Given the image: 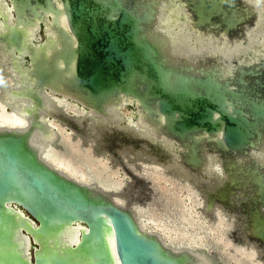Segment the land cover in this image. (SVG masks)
<instances>
[{"label": "water", "instance_id": "1", "mask_svg": "<svg viewBox=\"0 0 264 264\" xmlns=\"http://www.w3.org/2000/svg\"><path fill=\"white\" fill-rule=\"evenodd\" d=\"M238 2L1 0L0 6L10 8L11 22L0 30V57L13 72L11 83H19L9 92L28 102L15 108L24 127L0 126V264H222L210 248L196 250L204 259L195 249L173 250L157 233L142 230L112 192L51 165L49 150L63 146L44 118L51 115L43 99L47 92L100 115L108 114L109 104L126 100L124 108L135 118L156 125L157 134L177 144L163 148L160 139H149L173 167L205 181L196 186L205 209L217 205L234 214L237 225L240 219V230L258 246L264 263V168L259 165L264 161L255 155L264 148V51L242 63L218 55L194 58L183 50L189 46L184 38L175 35L177 23L188 21L240 35L235 5L244 6ZM34 133L41 140L33 141ZM207 154L217 156L219 176L202 171ZM129 176L142 189L135 198L143 197L145 182ZM211 180L218 183L208 189ZM66 229L75 241L65 239Z\"/></svg>", "mask_w": 264, "mask_h": 264}, {"label": "bare ground", "instance_id": "2", "mask_svg": "<svg viewBox=\"0 0 264 264\" xmlns=\"http://www.w3.org/2000/svg\"><path fill=\"white\" fill-rule=\"evenodd\" d=\"M0 2H1V0H0ZM241 2L244 4V6H247L249 8L250 15L252 16V18H250L252 20H250V21L246 20L240 26H238V27L243 28V30L241 32L242 34L240 33V35H237V36H234V35L233 36H226L227 34L225 32H223L222 30H208V29H206L205 25L199 26V27L195 26V25H191L190 22L188 21L189 20L188 19L187 20L188 24H185V22L184 23L179 22V23H177L178 27L175 28V32H176L175 35L184 38V41L187 43V45H189V46H186V45H183V43H180V45H183V50L185 49V52L190 57L194 56V58L200 57L199 55H203V56L218 55L220 58H222V59L227 58L228 60L229 59L232 60L235 57L234 60H238L239 63H242L243 61H247V60H250V61L257 60V58L260 57L264 51V0H241ZM177 8H178L177 10H180L178 6H177ZM0 10L3 11V13H2L3 17H5L6 14H8V11L10 12V8L4 7V5H3V7L0 6ZM239 10H240V8H239ZM241 10L244 11L243 9H241ZM173 12H174L173 13L174 18H178L180 13H178L176 11V9L173 10ZM10 19H11V17H10ZM10 19H8V17H7L4 22L2 21V19H0V27L5 22H11ZM61 26L65 27L64 21H62ZM235 27L238 28L237 26H235ZM183 29H185V31H183ZM36 38H37V36H36ZM194 40H199L200 45L197 47L194 46V45H197V44H195L196 41L194 42ZM252 45L255 46V48H259L257 51L260 53H258V52L254 53V49L252 48ZM248 52H252L253 55L248 56L249 55ZM192 54H194V55H192ZM247 57H250V58H247ZM2 68H3L4 74H3V77L0 75V78H2V80L0 81V106L3 107L4 109L6 108L8 110H5V113H3V112L0 113V126H5V127H14V126L17 127V126H19V128L24 127L26 120L17 114V112L15 111V108H16V106H21L23 104H27L28 101L23 99V98H14V96L12 97L10 95L9 90H16L17 85L19 83L16 82L15 80L13 81V83H11L12 82L11 79H10V82L5 80V77H7V76L9 77V75L13 74V72H10L9 64L6 62L5 58L0 57V72H1ZM51 93L52 92H47L46 94H43V99H44L46 105L48 107H50L51 114L56 115L57 114L56 111H58V112L63 111L62 114H64L65 112L62 108H64L63 106H65V105H62V103H63L64 98L65 99H69V98L62 96V98L63 97L64 98H63V100H60V99L54 98ZM69 100L76 101L75 99L74 100L69 99ZM123 101H126V100L121 99L119 101L120 104H109L107 107H109L111 109H107L108 114H104V115H100V114L94 112V110L91 108H88V113L78 111V115L76 117H73V118L68 117L69 122L71 121V126H66V125H68L67 123H69V122H67V123L65 122L66 123L65 124L64 121H62V122L57 121L56 122L55 119H52L53 122H55V124L52 125V121H49L48 117L53 116V115H46L45 114L44 118H46V120H47L46 124H49V126H52V128L54 130V133H55L54 139L56 137V131H57V133H60L62 131L61 130L59 132L58 129H60V128L64 129L65 127H67L68 130L70 131V133H68L69 135L73 136L74 134H77L76 139L79 142L89 146V148L92 151H93L94 147L100 146L101 153L99 154V156L108 155L109 160L114 162V164L116 166H118V164L115 161L114 156L116 158H118V160L121 159L120 161L122 162V164H123L122 167L124 169H125V167H124V164H125L126 167L128 168V170H130L132 172H136V171L140 172V175L138 174L139 176H143L142 171L145 172L146 168L148 167V169H151V171L152 170L158 171V172L164 174L165 176H169L170 178H175L176 180H178L177 183L179 185H181V183H182V185H185V186L186 185L191 186V187L193 186L196 189H197V187L200 188L201 184L205 183L204 180H200V182H198L197 180L192 178L187 172H185V170L179 171V168L173 167V165H175V164L172 162H168L166 160L168 155L164 153L165 151L163 149L155 150V148L153 147V144L149 141V139L154 138V142L157 141L158 139H160L163 142V145H162L163 148H165L166 146L167 147H169V146L174 147L175 146L174 148H176L177 144H175L173 142V140L167 138L166 136L157 134L160 132H159V129L156 125L149 123L146 120H144L145 122H142L140 119L135 118L133 110L130 109L131 110V114H130L131 116H124L122 113V110L124 109ZM68 108H70V107H68ZM69 110H71V109H69ZM62 114H61V116H63ZM55 117L56 116H54L53 118H55ZM65 119H67V118H65ZM63 135L64 134H62V136ZM65 138H67V137H65ZM38 139L41 140L40 134L34 133L33 141L36 142V141H38ZM57 140H58V135H57ZM45 142H46L45 143V148H46L47 147V141H45ZM114 148H115V150H114ZM112 150H113V152H112ZM49 153L52 154V151L49 150ZM255 155L264 161V148H262V150H258ZM206 157L208 158V165H207V168L204 169L205 171L204 170H202V171L206 175L211 174V177L212 176H219V170L221 171V168H220V164H219L217 156L214 154H207ZM47 158L50 162H52L50 157H47ZM98 158H100V157H98ZM95 160H97V159H95ZM98 162H99V160H98ZM61 165H63V163ZM259 165L262 168H264V162L260 163ZM69 166H71V165H69ZM119 167L120 166H118V168ZM67 170H68V168H67ZM76 171H77V169H76ZM79 172H81V171H79ZM114 173H116V172H114ZM152 174H154V173H152ZM78 175L80 176V173H77V177H78ZM112 177H114V176L112 175ZM83 180H85V179H83ZM86 180H87V178H86ZM100 180H102L104 182H102V183L89 182L88 185L92 187L91 184H94L97 189L102 187V188H104L105 192H107V193L112 192L114 195V200L116 201V203H118L119 205H121L125 208L130 209L134 213L135 219L137 220V222L140 226V223H139L140 211H141L142 207H141V205H139L136 202L137 199H135V197H133L131 199V196L136 194V192L137 193L140 192L139 187L136 186L134 181H127L125 178V180H126L125 182L121 181L122 183L121 182L118 183V181L117 182L111 181V184H110V182L105 177L100 178ZM78 181H79V179H78ZM217 183H218V180H211V182L209 183L208 189L214 187L215 185H217ZM149 189H150V187H149ZM117 192L118 193L121 192L120 193L121 195H118ZM199 199L203 203V207L200 206V210L203 208L204 211L207 212V215L212 217L215 222L219 221L221 218H223V219L225 218V220L229 219V221H230V217L233 218L232 221L235 219L234 214H232V216H230L229 215L230 213L228 214V213H225L224 211L220 210L219 206H217V205H216V209L214 211L213 210H211V211L206 210L205 205H204L205 199H204V196H202V194H201V197L199 196ZM263 213H264V209H263ZM214 221H211V222H214ZM239 221H240V223H238V225L234 224L235 226H233V222H232V226L230 225L231 226L230 228H232V227H234V228L229 230V232L233 233L236 230V232H235L236 236H237V230H238V229H235L236 225L239 227V230L241 229V225H242V222L240 219H239ZM239 224H240V226H239ZM73 230H74L73 231L74 235L77 236V234L79 233L78 227H75ZM142 230H143V228H142ZM144 231L150 232V231H146V230H144ZM73 232L69 233L68 229H66L65 232L63 233V235L68 233L65 236V239L67 238L68 242L75 241L74 237H73ZM240 232L242 233L241 235L243 236V238L238 237V239H239L238 242L241 244L240 247L242 249L246 250V251H244L246 253V255L248 257L253 256L255 259L257 258L259 260H263L260 256L262 254V252L258 249V246L254 242L252 243V241L247 238L244 231L242 232L240 230ZM150 233H152V232H150ZM155 233H157L158 236H160L162 238V236L158 232H155ZM165 243L170 248H172L173 250L187 249V247H188L189 249L190 248L195 249V251H196V250H204V249L210 248L206 245H199L197 247L190 246L185 242H183L184 244H182V245H173V244H170L166 241H165ZM189 249H187V250L190 251ZM196 252H197L198 257H203L201 254H199L201 252H199V251H196ZM204 258L205 257H203V259ZM250 260H251V258H250ZM208 263H210V261Z\"/></svg>", "mask_w": 264, "mask_h": 264}, {"label": "rangeland", "instance_id": "3", "mask_svg": "<svg viewBox=\"0 0 264 264\" xmlns=\"http://www.w3.org/2000/svg\"><path fill=\"white\" fill-rule=\"evenodd\" d=\"M238 1H239L238 3L241 5L242 3L241 0ZM242 5L244 6L243 3ZM236 6L237 5H235L236 13L234 15H235V19L238 18L239 23L236 24V26L238 27L246 20L250 21L251 20L250 18H252V16L250 15V10L247 6H244L242 8L244 9V11H242L241 8L240 10L239 8L237 9ZM245 13L246 16L244 15ZM6 23L9 24V22H5L4 24L1 25L0 30L4 31L3 28L4 26H6ZM237 30H240L242 32L243 28L238 27ZM3 74L4 73L2 69L0 75L3 77ZM10 79L11 78H9L8 76L5 77V80H7L8 82H10ZM68 107L70 106L64 107L66 113L72 112L71 107L70 108ZM5 110L7 109L6 108L4 109L3 107L0 106V113L2 112L5 113ZM122 113L124 116H131L130 115L131 110L129 108L125 107L122 110ZM50 121H52V125L55 124V122H53L52 119H50ZM58 130L59 132L62 130L60 132L61 133L60 140L61 141L65 140V144L62 143L61 141H60L61 143L58 142V144H62L63 147L61 149L52 148L51 149L52 156H50V159L53 160L57 159L56 161L60 160V163L61 164L63 163V165L61 164L58 165L66 173H68L72 177L75 176L74 178L75 179L77 178V180L79 179V181H85V182L87 180L89 182L90 177H87L86 174L87 172L89 173L91 171H92L91 173L99 177H101L105 172V175H107L105 177L108 179L110 184L111 181L112 182L118 181V183H120L121 181L125 182L126 180L134 181L120 167L118 168V166L112 163L109 160L108 156L106 155L97 156V154H92L88 152L89 146H86L87 149H85V147L79 145L80 142L78 140L76 141L71 140L67 135V132H64L65 131L64 129L60 128ZM62 134L64 135L62 136ZM66 167L68 168V170ZM142 172H143V177L146 178V180L145 179H141V180H143L146 186L148 188L150 187L151 190L153 191V194L151 193L152 195H150L153 201L148 204L146 210H143L141 208L140 211V223L142 224V226H144L145 228L151 231H157L166 242L173 245H182L184 244L183 242L187 243L190 246H195V247L199 245H206L210 247V249L214 250V252L217 254L222 264H263L261 260L257 258L255 259L253 256L248 257L244 252L246 250L240 247L241 244L238 242V240L233 238L232 232H229V230L234 228V227L230 228L232 226V222H233V226H235L234 224H237L235 220L232 221L233 219L232 217H230V221L227 218H226L227 220H225V218L224 219L221 218L219 221L215 222L212 217L207 215V212H205L203 208L200 210V206L203 207V203L199 199V196L201 197V194L195 187L193 186L191 187L187 185L185 186L182 185V183L181 185H179L177 183L178 180H176L175 178H170L169 176H165L164 174L158 171L147 170L145 172L144 171ZM77 173H80V176L78 175L77 177ZM135 173L140 175V172L138 171H136ZM111 174L114 177H112ZM126 176L128 178H126ZM85 177L87 178V180ZM146 194L148 193L146 192ZM253 219H255L256 222H259L261 219V215L259 213L257 214V216L254 215ZM238 223H240V221ZM241 234L242 233L238 232L237 230V236L243 238Z\"/></svg>", "mask_w": 264, "mask_h": 264}, {"label": "flooded vegetation", "instance_id": "4", "mask_svg": "<svg viewBox=\"0 0 264 264\" xmlns=\"http://www.w3.org/2000/svg\"><path fill=\"white\" fill-rule=\"evenodd\" d=\"M54 98H57V99H60V100H63V98H62V96H60L59 95V97L58 96H53ZM62 102V101H61ZM62 105H65V106H70L71 107V109H72V112H68V113H66V111L64 110V108H62L63 110H64V114H62L63 113V111H56V115H54V114H51V115H53V116H50V117H48V120L50 121V119H55L56 120V122L57 121H59V122H62V121H64V123L66 122H69V118L70 117H76L77 115H78V111H82V112H86V113H88V108H84V107H82L81 105H79V104H77L75 101H72V100H69V99H65L64 98V100H63V103H62ZM65 106H63V107H65ZM8 110V109H7ZM7 112V111H6ZM9 112V111H8ZM61 114L63 115V116H61ZM54 116H56L55 118H53ZM66 116V117H65ZM64 117V118H63ZM69 117V118H68ZM65 118H67V119H65ZM63 119V120H62ZM54 120V121H55ZM68 120V121H67ZM65 123V124H66ZM68 125H66V126H71V121L69 122V123H67ZM70 128V127H69ZM64 132H67V135L69 136V138L71 139V140H73V141H76L77 139H76V137H77V134H74L73 136H71V135H69L68 133H70V131L68 130V128L67 127H65L64 128ZM67 130V131H66ZM83 131V130H82ZM80 132V131H79ZM81 133V132H80ZM61 133H57V131H56V139H57V135H58V140H57V142H60L61 140H60V135ZM75 136V137H74ZM64 141V140H63ZM63 141H61L62 143H64L65 144V141L63 142ZM60 142V143H61ZM80 146H83V147H85L86 149H87V145L86 144H83V143H81L80 142ZM94 149H97V150H94ZM100 146H97V147H94L93 148V151L89 148V150H88V152H90V153H92V154H97V156L101 153V151H100ZM110 150V149H109ZM51 151V150H50ZM110 152V151H109ZM112 152H113V150H112ZM109 154V153H108ZM111 155V154H110ZM106 156H108V155H106ZM114 158H115V161L117 162V164H118V166H120V168L127 174H133V176H135V179L138 181L139 179V181H141V179H145L146 180V178H143V176H139L137 173H135V172H132V171H130V170H128V168L126 167V165L124 164V167H125V169L122 167L123 166V164H122V162L120 161L121 159H119L118 160V158H116L115 156H114ZM48 159V158H47ZM56 159V158H55ZM90 159H92V158H90ZM117 159V160H116ZM57 160V159H56ZM56 160H52L51 159V161L52 162H50L54 167H56L57 169H59L60 171H62V172H64L65 174H67L68 176H70V177H72L71 175H69L68 173H66L65 171H63V169H61L60 167H59V165L58 164H60V160L59 161H56ZM56 161V162H55ZM112 162V161H111ZM112 163H114V162H112ZM120 163V164H119ZM58 166V167H57ZM147 170H151V169H148V167L146 168V171ZM127 171V172H126ZM104 174H105V172H104ZM102 175L101 177H98V176H96L95 177V175H93V173L91 174V172H89L88 173V177H90V180H89V182H97V183H102V182H104V181H102V180H100V178H104L106 175ZM127 174V175H128ZM129 174V175H130ZM72 178H74V177H72ZM106 178V177H105ZM126 178H128L127 176H126ZM138 178V179H137ZM75 179V178H74ZM107 179V178H106ZM77 180V179H76ZM108 180V179H107ZM143 181V180H142ZM86 182H88V180L86 181ZM88 182V183H89ZM135 184H136V186H138V184L136 183V182H134ZM139 187V186H138ZM141 187H139V189H140ZM146 188H148L147 186H146ZM141 190V189H140ZM149 190V191H148ZM148 190H146V191H142V193H143V197H138V199L137 198H135V199H137V203L139 204V205H141V207H142V209L143 210H146V208H147V206H148V204L149 203H151L152 201H153V199H152V197L150 196V195H152L153 194V191L151 190V188L149 189L148 188ZM151 190V191H150ZM146 192L148 193V194H146ZM118 193V192H117ZM121 192H119L118 193V195H121L120 194ZM152 193V194H151ZM131 194V193H130ZM133 197H135V194H134V196H131V199L133 198ZM139 223H140V221H139ZM140 226L144 229V230H146V231H150V232H157V231H151V230H149V229H147V228H145L144 226H142V224L140 223ZM165 241V240H164Z\"/></svg>", "mask_w": 264, "mask_h": 264}]
</instances>
